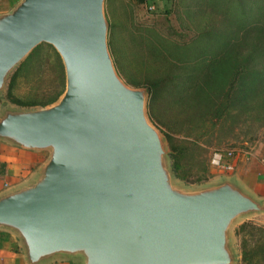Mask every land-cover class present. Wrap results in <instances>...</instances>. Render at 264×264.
Masks as SVG:
<instances>
[{
    "label": "water",
    "instance_id": "95a60500",
    "mask_svg": "<svg viewBox=\"0 0 264 264\" xmlns=\"http://www.w3.org/2000/svg\"><path fill=\"white\" fill-rule=\"evenodd\" d=\"M103 0H21L0 15V91L41 44L64 90L45 107L0 114V141L48 151L36 175L0 194V230L26 264H232L229 230L264 212L233 178L186 191L148 121L145 89L117 77Z\"/></svg>",
    "mask_w": 264,
    "mask_h": 264
},
{
    "label": "rangeland",
    "instance_id": "374dc122",
    "mask_svg": "<svg viewBox=\"0 0 264 264\" xmlns=\"http://www.w3.org/2000/svg\"><path fill=\"white\" fill-rule=\"evenodd\" d=\"M20 1L0 0V15L10 12ZM149 1L154 7L152 13L139 0H103L108 53L117 77L128 88L144 89L151 83L159 84V94L152 103L148 99L145 102V115L162 139L170 136L176 145L188 149L178 161L177 175L172 172L173 183L186 191L198 190L231 178V168L223 167L230 166L234 157L264 144V125L260 122L244 115L237 120L217 121L208 112L222 102L219 96L210 95L203 100L207 106L202 103L195 107L190 94L186 98L184 92L192 93L191 88L199 83L198 75L221 58L229 64L219 69L230 76L235 71L228 55L234 57L237 49L243 54L242 44L264 39V0ZM37 47L12 72L18 69L11 96L20 102L38 104L64 90L58 56L45 44ZM166 78L172 80L165 81ZM180 79H184L182 84L177 83ZM7 83L0 91V114L40 107L10 103L5 96ZM41 153L40 158L46 160L48 151ZM216 156L221 157L219 166L215 165ZM242 224L264 230V217H249L232 225L228 242L235 255L232 264H239L241 242L248 241L252 247L257 241L256 233L254 241L245 232L237 236ZM68 263L76 264L73 260Z\"/></svg>",
    "mask_w": 264,
    "mask_h": 264
},
{
    "label": "trees",
    "instance_id": "16d2710c",
    "mask_svg": "<svg viewBox=\"0 0 264 264\" xmlns=\"http://www.w3.org/2000/svg\"><path fill=\"white\" fill-rule=\"evenodd\" d=\"M139 2L142 3L141 0H139ZM241 13L247 14L248 12ZM242 46L245 48V53L240 54L239 50L241 51V49H237L234 57L228 55L231 66L235 71L233 74L228 76L226 71L219 69H222L229 64L225 61L226 58H221L220 62L214 64V66L213 64L209 65L207 67L209 69L198 75L199 77L197 81L199 83L191 88L194 89L192 93H188L185 90V97L187 98L190 94L191 101L194 103L195 107H199L202 103L204 105L203 100L208 99L210 95L213 97L219 96L222 102L213 105L214 107L212 111L208 112L212 118L223 122L230 119L237 120V118L244 115L247 118H251V120L258 121L264 125V39H254L246 44H242ZM37 48L38 47L33 49L26 58H29ZM61 71L63 75V70ZM17 72L18 69L10 76L7 83L5 96L10 103L19 107H34L38 105L40 107H45L54 103L61 95L60 91L54 97L38 104L20 102L12 98L11 90ZM227 77L228 81L226 80ZM61 80L63 85L64 78L61 77ZM164 80L171 81L172 78H166ZM183 81L184 79H180L177 80V83L182 84ZM158 86L159 84L154 82L144 88L147 93L149 104L150 102L152 103L156 94H159ZM205 110L208 111L209 107H206ZM164 139L171 159V173L173 172L177 175L180 167L178 161L180 158L182 159L184 157L188 149H185L181 145H176L170 136L165 135ZM239 232H245V234L249 236L248 238H251L252 241H254L256 237L254 233L258 236L256 237V243L253 244L252 247L248 246V241L241 242L239 264H264V230L259 227L255 228L253 226L242 224L238 227L236 232L237 236Z\"/></svg>",
    "mask_w": 264,
    "mask_h": 264
},
{
    "label": "crops",
    "instance_id": "0c3cea01",
    "mask_svg": "<svg viewBox=\"0 0 264 264\" xmlns=\"http://www.w3.org/2000/svg\"><path fill=\"white\" fill-rule=\"evenodd\" d=\"M40 154L0 141V194L26 185L45 161L40 158ZM229 167L232 170L230 175L239 187L264 205V144L253 152L234 157ZM258 217H264V212L252 216L253 219ZM0 264H26L17 240L4 230H0ZM46 264L69 263L56 260Z\"/></svg>",
    "mask_w": 264,
    "mask_h": 264
},
{
    "label": "built area",
    "instance_id": "2783aa9c",
    "mask_svg": "<svg viewBox=\"0 0 264 264\" xmlns=\"http://www.w3.org/2000/svg\"><path fill=\"white\" fill-rule=\"evenodd\" d=\"M143 4L146 5V9L147 11H149L150 13H152L154 11V7L152 6V2L149 0H141ZM227 156L230 157L231 153H227ZM220 161H221V157L220 156H216V166L220 165ZM227 167H223V169H229L230 167L228 165H226Z\"/></svg>",
    "mask_w": 264,
    "mask_h": 264
}]
</instances>
